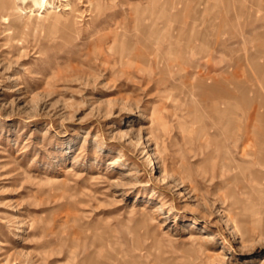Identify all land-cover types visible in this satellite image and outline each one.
<instances>
[{
    "label": "rangeland",
    "instance_id": "obj_1",
    "mask_svg": "<svg viewBox=\"0 0 264 264\" xmlns=\"http://www.w3.org/2000/svg\"><path fill=\"white\" fill-rule=\"evenodd\" d=\"M54 1L0 17V264H264V0Z\"/></svg>",
    "mask_w": 264,
    "mask_h": 264
},
{
    "label": "bare ground",
    "instance_id": "obj_2",
    "mask_svg": "<svg viewBox=\"0 0 264 264\" xmlns=\"http://www.w3.org/2000/svg\"><path fill=\"white\" fill-rule=\"evenodd\" d=\"M23 3L25 2L26 4H30L29 7H36L38 10H41L40 13L34 14L36 17H45V16H54L56 14V5H55V1L54 0H22ZM60 1H64L62 3L63 9L64 10H70L72 15V12L74 11V0H60ZM89 4H90V10L94 11L96 13V18L94 20H96L99 17V13L98 11L100 10V4L102 1L100 0H88ZM19 2H17V0H0V17L3 18L4 20H6L5 22L7 23L8 28H11L12 30H21L25 23L21 20L22 18V10L24 8H22L21 6H19L18 4ZM21 3V2H20ZM25 3L23 4V6L25 5ZM26 7V6H25ZM245 7V6H244ZM110 8V7H109ZM215 8V7H214ZM30 9V8H29ZM235 17H238L240 14L239 9H235ZM251 11V10H250ZM256 11V10H255ZM32 13V12H31ZM157 16V15H156ZM169 17V16H168ZM240 18V17H239ZM242 18V17H241ZM10 29V30H11ZM111 31V30H110ZM16 32V31H15ZM207 32V31H206ZM160 33V32H159ZM117 34V33H116ZM116 34L114 33V35H112L113 41L116 42L117 37ZM173 34V33H172ZM170 34L169 32V39H176L177 37H180L179 34H177L176 36ZM100 35V34H99ZM109 34H106L104 36H100L99 39H103L104 37H108ZM200 39L206 43V38L205 35H199ZM150 37V36H149ZM159 35L158 33L155 34L154 39L158 40L159 39ZM163 37V36H162ZM139 38V37H137ZM142 38V37H141ZM166 38V37H165ZM144 39V38H143ZM140 40V39H139ZM145 40V39H144ZM156 40V41H157ZM150 41V40H149ZM155 41V42H156ZM144 43V41H143ZM146 43V41H145ZM154 43V42H153ZM152 43V44H153ZM173 44V43H172ZM142 46V45H141ZM122 55V53H121ZM136 56H143V54H136ZM144 57V56H143ZM155 63L157 64V66L160 67V62H161V57L158 56L157 54H155ZM149 62V61H148ZM155 64V65H156ZM263 68V76H264V67ZM262 72V71H261ZM261 74V73H260ZM225 76V75H224ZM259 77V76H258ZM264 80V77H263ZM247 81V80H246ZM225 82V81H224ZM248 82V81H247ZM208 83V82H207ZM245 83V82H244ZM262 83V82H261ZM264 84V82H263ZM209 87H213L214 84H207ZM260 85V83H259ZM225 89V88H223ZM262 91V90H261ZM260 115H264V112L261 111V113L259 112ZM264 118V116H263ZM252 121V120H251ZM261 123V122H260ZM250 127V126H249ZM258 137H260V139L264 138V125L262 126H258ZM257 134V133H256ZM264 140V139H263ZM261 141V140H260ZM262 142V141H261ZM261 146V144H260ZM251 153V152H250ZM259 155H257L258 157V161L263 165L264 164V149L259 147V151H258ZM251 169V168H250ZM250 171V170H249ZM250 173V172H249ZM258 174V173H255Z\"/></svg>",
    "mask_w": 264,
    "mask_h": 264
}]
</instances>
